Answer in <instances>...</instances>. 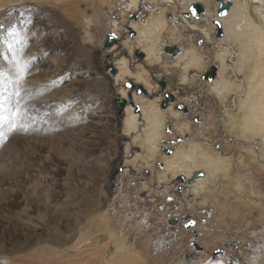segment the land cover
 <instances>
[{
	"label": "rangeland",
	"instance_id": "374dc122",
	"mask_svg": "<svg viewBox=\"0 0 264 264\" xmlns=\"http://www.w3.org/2000/svg\"><path fill=\"white\" fill-rule=\"evenodd\" d=\"M110 1L101 4L96 0L93 19L90 23L86 20L93 42L86 43L84 51L73 50V55L69 56L62 51H40L38 60L25 54L17 60L27 65L23 81L15 65L11 75L15 79L2 77L0 131H6L12 122L8 119L12 111L18 108L20 116L14 118L15 130L7 138H0V264H62L56 256L49 255L79 252L82 236L78 232H74L72 249L63 243L51 248L48 230L29 226L24 214L32 212L35 218L41 214L43 218L38 220L60 229L69 217L64 212L72 208L74 194L83 196L77 201L84 199L80 181L87 182L86 189L95 197L100 194L101 199L94 204L100 203L98 211L104 212L105 224L123 233L126 243L134 244L138 234L136 242L148 245L147 249H137L148 264H208L213 260L226 264H258L264 257V169L260 164H256L257 175L250 173L254 179L250 184L256 185L257 198L243 200L227 209L220 206L216 189L213 190L216 197L203 200L189 195L184 187L178 188L180 179L158 182L156 175L161 167L157 164L159 156L164 155L162 147L153 166L141 161L131 163L140 148L127 149L131 137L122 132L120 108L121 104L124 108L126 102L119 93L121 87L127 86L126 82L114 80L118 71L112 59L126 55L135 63L138 57L134 58L133 54L128 57L126 49L120 45L115 57L109 51L110 46H105L110 32L107 23H120V40H123L129 33L126 26L131 20L129 11L123 12L122 2ZM226 9L223 7L221 13ZM26 14L30 13L26 11ZM168 17L171 19L172 13ZM2 21L0 28L5 25ZM206 25L210 27V23ZM176 26L178 37L172 41L180 47H184V43L199 47L204 55L203 71H210L215 63L216 48L202 41L197 31L190 30L186 23L175 21ZM120 40L117 38L115 42ZM109 62L114 70L107 66ZM157 71L158 67L153 73ZM203 74L193 77L190 90L162 78L165 87L158 86L157 94H162L167 87V93L174 92L177 98L172 94L169 98L164 95L161 107L171 101L179 105L187 103V116L182 120L190 125L181 141L173 128L164 129L163 145L173 149L179 141L187 139L206 141L215 151V147L219 148L224 155L235 158L240 143L222 131L220 116L224 109L217 102L213 105L214 98L207 92ZM134 91L130 89V95ZM186 94H191L192 99H187ZM232 107L229 101L225 109L232 111ZM69 109L75 115H70ZM58 217L64 220L58 222ZM175 218L179 226L169 223ZM89 220L86 216L79 217L77 225L74 224L76 230L86 229ZM149 223L159 227L148 235L145 225ZM69 228H64L61 235L69 234ZM96 234L112 244L108 234ZM193 242L201 247L198 254ZM217 249L221 250L213 254Z\"/></svg>",
	"mask_w": 264,
	"mask_h": 264
},
{
	"label": "bare ground",
	"instance_id": "6f19581e",
	"mask_svg": "<svg viewBox=\"0 0 264 264\" xmlns=\"http://www.w3.org/2000/svg\"><path fill=\"white\" fill-rule=\"evenodd\" d=\"M106 1L110 0H100L101 4ZM118 1L122 2L123 12L129 11L131 20L126 26L129 33L120 40V23L108 22V30L120 40L113 43L109 51L116 57L120 52L119 47L122 46L128 57L133 54L138 60L134 59L136 64L131 63L132 59L129 60L126 55L112 59L115 61L114 69L118 71L114 80H131L136 86L143 87L142 93L137 92L135 87L130 95L131 88L126 86L121 87L119 92L120 98L126 102L122 110V132L131 137L127 149L132 146L140 148L131 163L141 161L153 166L159 156L160 147H167L162 142L165 138L164 129L173 128L180 141L182 135L189 131V122L182 120L187 116V110L182 112L183 110L177 108L179 104L176 101L161 107L160 103L165 102L164 95L168 98L171 94L176 96L174 92H169V95L166 87L162 94H157L158 86L165 87L161 85L165 82L162 78L183 87L184 90H190L193 88V77L208 71H203L205 61L199 47L190 43H184V47H180L172 41L178 37L175 21H182L190 30L197 31L202 41L216 48L215 75L211 79H202L209 96L214 98L213 105L217 102L224 109L220 116L222 131L225 132L223 133L239 142L240 146L236 157L232 158L220 152L219 148L215 147V151L206 141H179L173 147L171 155L159 156L161 168L156 175L157 181L164 183L166 180L181 177L187 180L194 172L202 171L204 176L189 184V195L206 200L216 197L213 194L216 189L219 191L217 197L220 206L227 209L241 204L243 200H255L256 185L250 184L254 180L252 174L257 175L256 164L264 169V0ZM111 3L110 1L108 4L111 6ZM196 3L202 5V10L195 17L190 13L189 5ZM95 6L96 0H0V21H5V25L0 28V66L3 65L0 68V82L4 81L3 76L15 79L11 76L13 66L25 54L26 57L38 60L41 58L40 51H62L68 56L73 55V50L84 51L85 44L93 42L91 28L86 25V20L89 23L92 21ZM223 7L227 9L221 13ZM26 11L30 14L27 15ZM171 13L170 19L168 16ZM217 22L220 24L219 28ZM207 23H210V27H207ZM107 66L112 67L110 62ZM157 67L158 71L153 73ZM178 91L181 92V89ZM185 96L187 99L193 97L191 94ZM229 101L233 103L232 111L225 109ZM69 114L75 115L70 109ZM68 149L72 150V147L69 146ZM224 150L226 151L225 148ZM95 180L94 174L93 183L96 185ZM80 182L84 199L77 201V198L81 199L83 196L74 194L72 208L64 212L69 217L60 229L38 220L37 218H43L41 214L37 218L32 216V212L24 214L29 226L48 230L51 248L63 243L72 249L71 241L76 235L74 232L82 236L78 253L72 251L70 255L49 256H56L62 264H146L147 261L137 249H147L148 245L136 242L138 234L137 238L134 237V244L126 243L123 233L105 224L104 212L98 211L100 203L94 204L101 199L100 194L95 197L86 189L87 182ZM105 214L108 216L106 212ZM83 216L90 218L88 226L86 229L78 228L77 231L74 224L77 225L78 218ZM56 220L61 222L64 218L58 217ZM68 227L69 234L61 235L63 229ZM158 227L149 223L145 225V231L149 235L158 230ZM98 232L108 234L112 244L107 239L99 238L96 234ZM142 239L144 241L145 237L142 236ZM87 248L90 250H84ZM45 257L48 256L41 258ZM208 264L226 263L213 260ZM258 264H264V257Z\"/></svg>",
	"mask_w": 264,
	"mask_h": 264
},
{
	"label": "water",
	"instance_id": "95a60500",
	"mask_svg": "<svg viewBox=\"0 0 264 264\" xmlns=\"http://www.w3.org/2000/svg\"><path fill=\"white\" fill-rule=\"evenodd\" d=\"M189 10H190V13L193 16L196 17L201 12L202 5L200 3L191 4V5H189ZM216 24L218 25V28H219L220 27L219 22H217ZM116 40H117V37L115 36V34L112 33V32H109L107 34V36H106V41H105L104 44H105L106 47H108V46H111L113 43H115ZM216 69H217V67L215 65L212 66V68L210 69V71H208L209 73L203 74V76H202L203 79H211V78H213L214 75H215ZM161 85L164 86L165 85V82H162ZM126 86L129 87V88H131V89H134L136 87V91L137 92H140V93L143 92L142 91L143 87L141 85H137L136 86L135 84H133V82L131 80H127L126 81ZM123 106H124V104H121L120 112L122 111ZM163 107H166V103L163 104ZM177 108L183 110V112H185L187 110L186 107L183 106V105H179V106H177ZM162 152H163L164 155H171L172 152H173V150H172V148H167L166 147V148L162 149ZM157 165L160 167L161 166V162L159 161V163ZM203 176H204V173L202 171H196V172L193 173L192 177H190L187 180H184L182 177L179 178V179H180L181 183L183 181H186L187 184H185L184 190H188L189 189V184H192L196 178L203 177ZM193 244H195V242H193ZM218 250H221V249L215 250L213 252V254H217L218 253Z\"/></svg>",
	"mask_w": 264,
	"mask_h": 264
},
{
	"label": "snow or ice",
	"instance_id": "6c2138e0",
	"mask_svg": "<svg viewBox=\"0 0 264 264\" xmlns=\"http://www.w3.org/2000/svg\"><path fill=\"white\" fill-rule=\"evenodd\" d=\"M15 70L19 73V79L23 81L24 76L27 72V65L20 61H16ZM19 116H20V111L18 108L15 111L11 112L10 117L8 119L12 120V122L7 125L6 131H0V138H7L8 134L15 130L16 124L14 122V118Z\"/></svg>",
	"mask_w": 264,
	"mask_h": 264
},
{
	"label": "flooded vegetation",
	"instance_id": "af4514ba",
	"mask_svg": "<svg viewBox=\"0 0 264 264\" xmlns=\"http://www.w3.org/2000/svg\"><path fill=\"white\" fill-rule=\"evenodd\" d=\"M185 185H183L182 183H179V184H177V187L179 188V187H184ZM184 219V218H183ZM169 223H171L172 225H176V226H179L180 225V222L178 221V219H176L175 218V220H174V222H171V221H169ZM182 224H186L185 222H183ZM194 245V247H196L197 248V251L196 250H194L195 252H196V254H198L199 252L198 251H200L201 249V247L199 246V245H196V244H193ZM194 256H195V254H194Z\"/></svg>",
	"mask_w": 264,
	"mask_h": 264
}]
</instances>
